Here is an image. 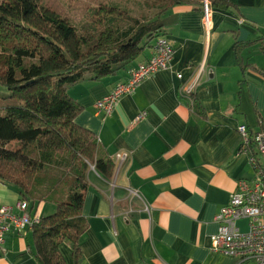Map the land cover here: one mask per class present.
I'll list each match as a JSON object with an SVG mask.
<instances>
[{
  "label": "crops",
  "instance_id": "obj_1",
  "mask_svg": "<svg viewBox=\"0 0 264 264\" xmlns=\"http://www.w3.org/2000/svg\"><path fill=\"white\" fill-rule=\"evenodd\" d=\"M228 2L227 11L211 8L208 37L199 4L166 13L170 68L121 98L109 116L97 114L94 105L126 82L151 49L115 77L67 90L82 108L75 124L95 136L114 165L110 180L89 169L79 264H235L211 253L210 238L237 182L254 176L247 157L237 154L236 130L246 126L254 134L259 120L264 130V0ZM238 44L247 46L236 54ZM193 84L198 111L183 96ZM142 113L145 118L136 122ZM120 154L127 158L117 164ZM19 201L17 191L0 182V204L13 208ZM36 209L41 218L55 211L45 203ZM4 240L0 264H36L29 228ZM59 251L64 264H73L69 244Z\"/></svg>",
  "mask_w": 264,
  "mask_h": 264
},
{
  "label": "trees",
  "instance_id": "obj_2",
  "mask_svg": "<svg viewBox=\"0 0 264 264\" xmlns=\"http://www.w3.org/2000/svg\"><path fill=\"white\" fill-rule=\"evenodd\" d=\"M42 1L0 0V88L8 92L0 96V182L17 191L31 215L37 204L55 207L30 229L36 264H64L63 243L72 248L73 264H79L89 169L110 180L114 165L95 136L75 124L82 108L67 90L127 71L165 37L166 13L193 4L201 10V0H155L152 18L99 4L88 9L89 24L81 31ZM209 3L216 10L230 8L228 0ZM243 46L236 45V54ZM198 109L193 98V110ZM12 144L16 150L9 149Z\"/></svg>",
  "mask_w": 264,
  "mask_h": 264
},
{
  "label": "built area",
  "instance_id": "obj_3",
  "mask_svg": "<svg viewBox=\"0 0 264 264\" xmlns=\"http://www.w3.org/2000/svg\"><path fill=\"white\" fill-rule=\"evenodd\" d=\"M202 25L206 37L211 31L212 10L209 0H201ZM173 48L166 37L158 38L153 45L152 56L129 72L126 82L117 85L113 91L96 102L94 110L99 115L109 116L118 101L134 94L139 85L157 72L170 68ZM202 70V69H201ZM196 85H191L183 96L193 106V95ZM140 114L136 122L144 119ZM260 129L251 134L246 126H240L236 132L240 140L238 155L246 156L253 169L251 180H240L235 191L229 197V203L215 217L218 224L217 233L210 238V251L213 254H223L234 259L235 264H264V131L262 121ZM127 156L116 155L115 162L123 163ZM41 221L37 209L31 215L29 204L19 201L13 208L0 204V253L3 249L5 235L9 232L21 235L27 228L31 229ZM239 221L246 222V229L241 230Z\"/></svg>",
  "mask_w": 264,
  "mask_h": 264
},
{
  "label": "rangeland",
  "instance_id": "obj_4",
  "mask_svg": "<svg viewBox=\"0 0 264 264\" xmlns=\"http://www.w3.org/2000/svg\"><path fill=\"white\" fill-rule=\"evenodd\" d=\"M155 2V0H112L108 2L102 0H43L42 4L53 8L61 16L68 18L75 27L81 31L82 27L86 28L89 24L90 14L88 13V9H93L99 4L116 6L127 11L132 17L138 18L145 16L152 18L151 15H153L155 11L152 5ZM0 96L6 97L8 96V92L5 89L0 88ZM9 149L16 150L17 144L10 145ZM238 225L242 231L246 229L245 221H239Z\"/></svg>",
  "mask_w": 264,
  "mask_h": 264
}]
</instances>
